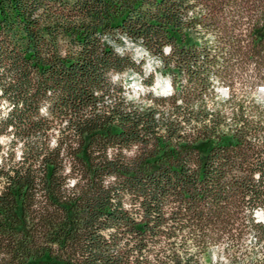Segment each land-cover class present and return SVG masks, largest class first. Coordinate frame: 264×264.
<instances>
[{"label": "trees", "instance_id": "trees-1", "mask_svg": "<svg viewBox=\"0 0 264 264\" xmlns=\"http://www.w3.org/2000/svg\"><path fill=\"white\" fill-rule=\"evenodd\" d=\"M262 86L264 0H0V264H264Z\"/></svg>", "mask_w": 264, "mask_h": 264}, {"label": "rangeland", "instance_id": "rangeland-1", "mask_svg": "<svg viewBox=\"0 0 264 264\" xmlns=\"http://www.w3.org/2000/svg\"><path fill=\"white\" fill-rule=\"evenodd\" d=\"M208 37V36H206ZM119 43H116L111 38L106 37V40L114 46L116 51L129 53L132 58L138 62L140 65V69L142 74L138 73L134 69H129L130 71L125 72L123 74H119V78L116 76L117 73L114 74L116 81H120L121 84H124L125 87L130 90L131 94L129 95L131 98L138 97L145 90H151L152 92H157L160 94H169L171 92V78L168 73H163L162 61L156 55L148 53V51L138 42L132 41L126 36H119ZM213 35L209 36V39L212 40ZM151 67H155L157 72H160V75L155 76H147L151 75ZM165 75V76H163ZM152 79L151 85L148 87L142 83L141 79L144 78ZM216 88L220 96H226L227 87L225 85L216 84ZM264 88V87H262ZM242 93L244 91L248 94H252L248 87H242L240 90ZM255 94L251 95L254 96ZM256 96L264 101V89L259 93H256ZM1 110H5V106H0ZM0 142L3 147H6L7 139L2 137L0 138ZM254 217L257 221H263L264 215L263 210L258 208L254 211ZM243 247L249 251H255L257 247V243L255 241V235L250 233L246 236ZM247 261V260H246ZM202 264H228L229 258L227 253L222 250V246H213L209 252L201 259Z\"/></svg>", "mask_w": 264, "mask_h": 264}, {"label": "built area", "instance_id": "built-area-1", "mask_svg": "<svg viewBox=\"0 0 264 264\" xmlns=\"http://www.w3.org/2000/svg\"><path fill=\"white\" fill-rule=\"evenodd\" d=\"M151 75H152V76L160 75V72H157L155 67H151ZM163 76H165V75H163ZM226 92H227V91H226ZM226 94H227V93H226Z\"/></svg>", "mask_w": 264, "mask_h": 264}, {"label": "bare ground", "instance_id": "bare-ground-1", "mask_svg": "<svg viewBox=\"0 0 264 264\" xmlns=\"http://www.w3.org/2000/svg\"><path fill=\"white\" fill-rule=\"evenodd\" d=\"M117 77L119 78V76L117 75ZM262 91V90H261ZM154 93H157V92H154Z\"/></svg>", "mask_w": 264, "mask_h": 264}]
</instances>
